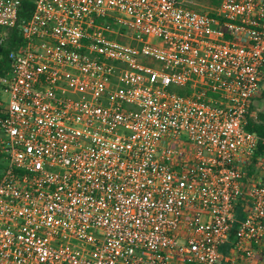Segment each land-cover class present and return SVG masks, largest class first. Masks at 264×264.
Here are the masks:
<instances>
[{
    "label": "built area",
    "instance_id": "obj_1",
    "mask_svg": "<svg viewBox=\"0 0 264 264\" xmlns=\"http://www.w3.org/2000/svg\"><path fill=\"white\" fill-rule=\"evenodd\" d=\"M21 1L0 0V264H251L264 0Z\"/></svg>",
    "mask_w": 264,
    "mask_h": 264
},
{
    "label": "trees",
    "instance_id": "obj_2",
    "mask_svg": "<svg viewBox=\"0 0 264 264\" xmlns=\"http://www.w3.org/2000/svg\"><path fill=\"white\" fill-rule=\"evenodd\" d=\"M22 8L24 9V14H26V11H28L31 6L28 3L27 0H22ZM7 44L9 45L8 48L5 50H2V61L0 64L1 70H0V75L3 74V72H5L6 67H7V62H6V54L7 51H9V49H15L17 48V46L20 44V38L17 36L16 30H10L9 34H8V41ZM184 91L181 90L180 93L182 94ZM0 104H1V97H0ZM251 114L256 115L255 117L251 116V118H249V122H248V130L250 132L256 133L258 134L261 138H264V113L261 112H254L253 110L251 111ZM2 111L0 108V119L2 118ZM262 151V147L259 146L258 151H257V155L261 154Z\"/></svg>",
    "mask_w": 264,
    "mask_h": 264
},
{
    "label": "crops",
    "instance_id": "obj_3",
    "mask_svg": "<svg viewBox=\"0 0 264 264\" xmlns=\"http://www.w3.org/2000/svg\"><path fill=\"white\" fill-rule=\"evenodd\" d=\"M225 247H227V245L225 246ZM224 249V247L221 249V251H222V254H223V250ZM255 249V253H256V258H255V260H253V262L251 263V264H264V245L263 246H261L260 248H254ZM230 252V251H229ZM228 252V253H229ZM227 253V256H229L230 254H228ZM227 256H224V262H221L222 261V259L220 260V262H219V264H226L225 263V261H226V257Z\"/></svg>",
    "mask_w": 264,
    "mask_h": 264
},
{
    "label": "rangeland",
    "instance_id": "obj_4",
    "mask_svg": "<svg viewBox=\"0 0 264 264\" xmlns=\"http://www.w3.org/2000/svg\"><path fill=\"white\" fill-rule=\"evenodd\" d=\"M0 97H1V102L2 103H7L8 102V98H7V96L5 95V94H2V92H0ZM256 105L258 106V107H262V106H264V100H258V101H256ZM230 245H227V247H224V251H223V257L224 256H227V253L230 251ZM221 262H224V258L222 259V261Z\"/></svg>",
    "mask_w": 264,
    "mask_h": 264
}]
</instances>
